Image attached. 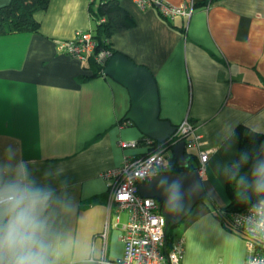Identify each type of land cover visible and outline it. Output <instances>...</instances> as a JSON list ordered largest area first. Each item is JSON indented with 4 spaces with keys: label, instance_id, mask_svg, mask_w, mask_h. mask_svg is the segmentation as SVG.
Segmentation results:
<instances>
[{
    "label": "crops",
    "instance_id": "obj_1",
    "mask_svg": "<svg viewBox=\"0 0 264 264\" xmlns=\"http://www.w3.org/2000/svg\"><path fill=\"white\" fill-rule=\"evenodd\" d=\"M118 1L133 27L113 35L112 48L153 74L161 119L175 126L189 120L202 149L211 150L202 175L207 199L179 225L183 263L244 264L245 238L226 228L216 210L230 203L236 129L264 134V0H164L194 4L190 17L173 20L134 0ZM10 2L0 0V7ZM35 19L38 32L0 36V156L11 146L37 183L59 192L66 182L74 208L60 222L70 248L62 264L121 260L127 215L109 216L105 174L126 155L148 151L144 145L124 150L120 141L146 136L125 119L128 90L108 76L90 77L86 61L62 49L77 31L94 27L89 0H49Z\"/></svg>",
    "mask_w": 264,
    "mask_h": 264
},
{
    "label": "built area",
    "instance_id": "obj_2",
    "mask_svg": "<svg viewBox=\"0 0 264 264\" xmlns=\"http://www.w3.org/2000/svg\"><path fill=\"white\" fill-rule=\"evenodd\" d=\"M94 1L96 8L99 0H89L90 3ZM134 2L142 10H157L160 16L167 20H173L178 16L190 17L194 6L193 3L174 6L164 0H134ZM104 21L103 17L95 22ZM96 45L91 28L87 31H77L72 40L62 44V49L74 58L87 61L94 53ZM112 56L109 50H103L96 58L107 62ZM181 141H185L187 149H198L200 163L198 171L202 176L206 171L211 150L202 149V136L197 133L196 126L189 120L177 126L173 136L161 145L148 137H144L141 141H120L119 145L124 150L136 149L144 145L148 151L142 155H126L122 166L105 174L108 180L109 216L119 221L120 216L126 214L127 221L122 226L121 239L124 246L122 259L110 261L103 257L99 260V264H184V239L176 238L171 247H167L168 230H166V219L161 213V203L156 198L142 197L138 188L140 183H149L156 176L167 173L169 157L166 156V152ZM253 205L228 214L226 219L228 227L241 234L246 240L249 254L244 264H264V239H261L259 232L254 231L256 220L252 216L255 211Z\"/></svg>",
    "mask_w": 264,
    "mask_h": 264
},
{
    "label": "clouds",
    "instance_id": "obj_3",
    "mask_svg": "<svg viewBox=\"0 0 264 264\" xmlns=\"http://www.w3.org/2000/svg\"><path fill=\"white\" fill-rule=\"evenodd\" d=\"M248 159V153L242 154V161ZM252 161L251 178L237 174L238 180L246 190L264 194V158L253 156ZM167 188L166 203L171 210H180L181 184L172 181ZM65 189L66 182L59 192L50 184L37 183L28 162L13 147L5 149L0 156V264H62L70 248L60 222L74 208ZM253 208L254 231L264 239V199Z\"/></svg>",
    "mask_w": 264,
    "mask_h": 264
},
{
    "label": "trees",
    "instance_id": "obj_4",
    "mask_svg": "<svg viewBox=\"0 0 264 264\" xmlns=\"http://www.w3.org/2000/svg\"><path fill=\"white\" fill-rule=\"evenodd\" d=\"M49 0H11V2L0 7V36L19 33V32H38L40 24L35 19V14L46 10ZM95 1L90 3V13L94 21L93 38L96 41L94 53L88 57L86 63L92 71L90 77L104 76L105 61L97 60V55L103 50H109L112 55L118 52L112 48L111 38L113 35L126 31L133 27V20L118 0H99L95 8ZM105 18L104 22L95 21ZM167 20V19H166ZM236 136L239 139V153L237 159L229 165V180L227 192L230 197V203L223 209H217L216 215L222 224L228 228L226 216L232 212L242 211L257 201L264 199V194H256L251 190H246L242 183H235L232 179L236 176L248 174L251 178L252 157L259 156L264 158V134L245 131L242 127L236 129ZM161 145L160 142H156ZM248 153L247 162L241 160V156ZM188 164L181 167L176 158H168L167 173H179L191 170H198L200 163L197 154L186 150ZM207 196L205 197V200ZM179 226V225H178ZM170 227L167 231V247H171L175 240L176 233ZM232 230V229H231Z\"/></svg>",
    "mask_w": 264,
    "mask_h": 264
},
{
    "label": "water",
    "instance_id": "obj_5",
    "mask_svg": "<svg viewBox=\"0 0 264 264\" xmlns=\"http://www.w3.org/2000/svg\"><path fill=\"white\" fill-rule=\"evenodd\" d=\"M104 75L128 90L131 108L125 116L127 121L132 122L144 136L160 143L173 136L177 126L160 117L158 87L149 69L117 53L106 62ZM172 151L178 164L181 167L187 166L185 142L181 141L173 146ZM172 181H179L183 193L182 208L177 211L171 210V205L166 203L167 185ZM138 188L142 197L156 198L160 201L161 213L166 219V230L180 225L206 197L202 176L198 170L160 174L149 183H140Z\"/></svg>",
    "mask_w": 264,
    "mask_h": 264
},
{
    "label": "rangeland",
    "instance_id": "obj_6",
    "mask_svg": "<svg viewBox=\"0 0 264 264\" xmlns=\"http://www.w3.org/2000/svg\"><path fill=\"white\" fill-rule=\"evenodd\" d=\"M189 151H192L191 149H189ZM173 154V151H172V149H169L167 152H166V156H168V157H170L171 155ZM182 229H181V226H179V227H177V228H175L174 229V232L176 233V238H179V233H182V231H181ZM181 238H183V236H180ZM175 238V239H176ZM184 239V238H183Z\"/></svg>",
    "mask_w": 264,
    "mask_h": 264
}]
</instances>
